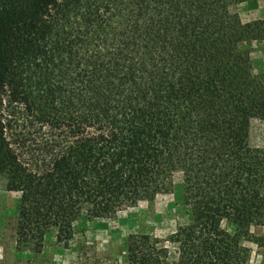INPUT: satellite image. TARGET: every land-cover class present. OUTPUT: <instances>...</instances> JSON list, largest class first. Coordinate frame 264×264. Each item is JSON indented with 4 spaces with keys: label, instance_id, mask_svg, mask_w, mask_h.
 Listing matches in <instances>:
<instances>
[{
    "label": "trees",
    "instance_id": "1",
    "mask_svg": "<svg viewBox=\"0 0 264 264\" xmlns=\"http://www.w3.org/2000/svg\"><path fill=\"white\" fill-rule=\"evenodd\" d=\"M243 1V0H237ZM231 0H0V165L19 193L16 244L70 236L84 217L154 200L181 172L190 222L169 248L148 234L129 264H246L222 227L264 225V19Z\"/></svg>",
    "mask_w": 264,
    "mask_h": 264
},
{
    "label": "rangeland",
    "instance_id": "2",
    "mask_svg": "<svg viewBox=\"0 0 264 264\" xmlns=\"http://www.w3.org/2000/svg\"><path fill=\"white\" fill-rule=\"evenodd\" d=\"M255 0H231L229 20L223 26L227 35L232 26L242 21L244 12ZM244 16V17H243ZM264 40L242 43L251 48L256 72L264 71ZM249 144L264 148V120L253 118ZM174 187L158 194L154 200H141L120 206L111 216L86 218L76 223L73 232L58 239L51 228L39 250L29 244L17 247L16 230L19 193L9 191L7 170L0 165V264H129L126 243L132 234H148L169 248V260H177V243L171 241L177 229L190 222L189 207L183 202L182 174H174ZM222 227L233 235L247 253L246 264H264V225L239 226L224 220Z\"/></svg>",
    "mask_w": 264,
    "mask_h": 264
},
{
    "label": "crops",
    "instance_id": "3",
    "mask_svg": "<svg viewBox=\"0 0 264 264\" xmlns=\"http://www.w3.org/2000/svg\"><path fill=\"white\" fill-rule=\"evenodd\" d=\"M252 2L256 3H251V7H244L245 9H248L244 12V15L246 17L243 16L244 18L242 19V21L236 24H242L253 20L264 19V0H255Z\"/></svg>",
    "mask_w": 264,
    "mask_h": 264
}]
</instances>
